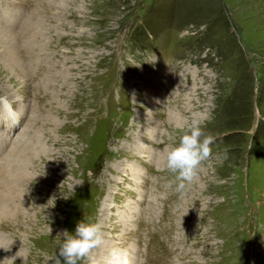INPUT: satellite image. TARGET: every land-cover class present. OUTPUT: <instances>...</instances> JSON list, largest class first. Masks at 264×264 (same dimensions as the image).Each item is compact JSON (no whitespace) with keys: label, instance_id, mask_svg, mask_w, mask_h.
<instances>
[{"label":"rangeland","instance_id":"obj_1","mask_svg":"<svg viewBox=\"0 0 264 264\" xmlns=\"http://www.w3.org/2000/svg\"><path fill=\"white\" fill-rule=\"evenodd\" d=\"M193 115L215 141L177 193ZM83 218L101 264H264V0H0V264Z\"/></svg>","mask_w":264,"mask_h":264},{"label":"clouds","instance_id":"obj_2","mask_svg":"<svg viewBox=\"0 0 264 264\" xmlns=\"http://www.w3.org/2000/svg\"><path fill=\"white\" fill-rule=\"evenodd\" d=\"M182 132L178 143L165 147V167L174 175L175 191L182 193L197 177L201 164L210 158L211 145L215 137L204 130V121L193 115L190 123L177 125ZM49 227L48 233L51 234ZM58 252L50 257L54 264H101L95 251L104 242L103 225L83 218L77 222L75 230H64L57 236ZM7 250V249H6ZM107 264H130L126 248L113 247L108 254Z\"/></svg>","mask_w":264,"mask_h":264},{"label":"bare ground","instance_id":"obj_3","mask_svg":"<svg viewBox=\"0 0 264 264\" xmlns=\"http://www.w3.org/2000/svg\"><path fill=\"white\" fill-rule=\"evenodd\" d=\"M4 105H7V107H8V104L7 103H4ZM8 109H10L9 107H8ZM137 172V171H136ZM139 172V171H138ZM137 178V177H136ZM110 207V206H109ZM127 213V212H126ZM122 214H124V212H122ZM123 218H125V217H123ZM102 246H103V244H102ZM98 249V248H97ZM96 249V250H97Z\"/></svg>","mask_w":264,"mask_h":264}]
</instances>
